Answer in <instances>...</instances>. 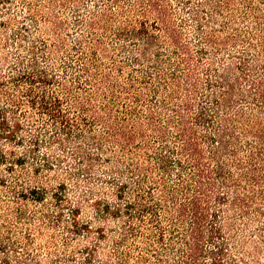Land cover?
I'll return each mask as SVG.
<instances>
[{"label": "trees", "instance_id": "obj_1", "mask_svg": "<svg viewBox=\"0 0 264 264\" xmlns=\"http://www.w3.org/2000/svg\"><path fill=\"white\" fill-rule=\"evenodd\" d=\"M264 0H0V264H264Z\"/></svg>", "mask_w": 264, "mask_h": 264}, {"label": "rangeland", "instance_id": "obj_2", "mask_svg": "<svg viewBox=\"0 0 264 264\" xmlns=\"http://www.w3.org/2000/svg\"><path fill=\"white\" fill-rule=\"evenodd\" d=\"M264 256V255H263Z\"/></svg>", "mask_w": 264, "mask_h": 264}]
</instances>
